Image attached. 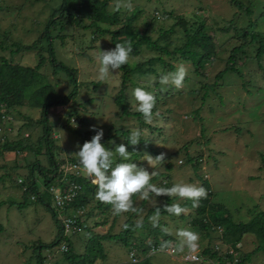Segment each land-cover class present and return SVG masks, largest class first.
I'll return each mask as SVG.
<instances>
[{
    "label": "trees",
    "instance_id": "16d2710c",
    "mask_svg": "<svg viewBox=\"0 0 264 264\" xmlns=\"http://www.w3.org/2000/svg\"><path fill=\"white\" fill-rule=\"evenodd\" d=\"M110 1L59 0L58 6L51 11L40 34L29 45L12 41L7 47L5 42L8 40V35L5 32L1 33V50L7 48L10 57L19 52H34L36 63L31 67L17 63L10 65V60L0 56V122H2L1 119L5 112L12 108L26 106L28 109L38 112V119L34 123L39 127L40 135L33 141L29 135H26L11 142L4 137L5 135L0 136V159H7L5 156L9 155L13 163L12 167L8 165L6 167L8 171L11 168L10 172L0 174V188L11 194L10 202H0V207H14L20 210L28 205H39L50 214L56 235L54 240L48 244L39 242L34 245L37 264H42L39 250L56 245H59V248L61 245L65 247L64 251L58 249L60 253L58 262H61L59 264H96L98 261L101 262L107 259L108 252L113 248L116 250L114 246L127 254L126 264H151L150 258L152 255L166 254L163 250L168 247L173 248L172 243L177 240L174 235L168 232L169 221L174 220L175 214L164 210L165 205L172 204H179L188 210L187 213L184 212L177 218L185 220L191 216L189 226L193 231L199 233L204 241H210L212 239L210 236L215 234L221 243L228 246L242 244L248 248L247 244L252 243L253 245L256 243V246L249 252L239 250L240 256L235 264H248L253 254L257 252L264 253V210L258 204H255L251 208L253 211L249 210V218L246 222H233L231 215L227 213L221 203L222 201H214L217 191L210 186L206 177V169L202 167V161H204L205 166L206 160L210 155H213V151L205 148L207 155L204 156V151L200 152L198 150V146L200 147L202 141L200 142L199 137H195V135L183 141L178 147L176 144L180 140H175V138L181 136L177 133L180 126L183 127L182 134L185 135L188 127H191V124L195 122L200 126L199 134L202 132V118L198 113V109L193 110V105L195 101L202 103L210 94L217 95L219 90L222 89L220 82H224V76H235L236 80H239L242 78V66L254 63L256 68L262 71L261 78L264 83V68L261 67L259 62L264 54V33L255 30L257 29V24L254 26L256 21L251 22L247 19V27L242 28V33L228 38L237 44L225 45L226 47L229 46L225 62L221 69L211 74V79L207 82L204 73L208 69H214L211 65L216 58V54H218L219 47L215 45L213 38L205 32L206 26L203 21L193 16L191 18L194 19L186 20L183 17H172L171 14H166L165 19H171L174 22L163 28L162 25H158V12L154 11L153 15L149 16V21L143 20L138 24L142 28H138L135 23L143 13L142 9L134 8L130 12L124 11L121 17L118 18L116 13L108 12ZM229 4L236 10V13L232 15L227 24L235 29L234 18L241 14L246 17L251 16V9L249 8L251 2L229 0ZM76 17L80 18L76 19ZM82 20L88 21V28L94 29L99 35H109L110 49H114L116 43L130 39L133 49L130 58L138 57L143 49L149 53L147 57L143 58V61L127 63L117 70L120 73V81L115 94L111 93L113 91L111 88L108 91L106 86H101L102 82L100 83V81H92L88 84L77 82L75 69L63 65L55 58L53 43L56 40L62 43L64 35L56 34L53 36L51 34L53 30L58 29V31H61L64 28L63 26L81 25ZM154 24L157 27L153 29ZM115 26L118 27L113 29L112 27ZM175 27L183 31L184 42L179 47H173L169 51L167 50V44L171 46V35ZM220 31L226 35L225 29ZM25 32L31 35L29 30H25ZM152 35L156 37L152 39ZM163 58H167L168 61ZM172 60L188 64L194 76L202 78L199 89L188 90L183 88L177 90L174 86L159 83V76L164 74L166 70V73L175 71L176 68L169 63ZM45 66L50 68L53 77L58 78L60 76L64 78V83L71 87L67 94L61 95L57 92L56 86L47 81L42 73ZM208 72L211 71L208 70ZM135 75L136 78L147 76L145 79L148 81L145 82L148 84L145 85V88L156 97V106L153 112L155 114L158 111L159 116L154 115L152 124L145 123L142 114L131 111L129 108L126 99L128 95L126 96L125 92L127 85L125 84ZM190 79L187 76L184 84L189 82ZM88 85L91 86V92L102 87L103 90L99 99L104 111L111 104L116 108L113 109L115 111H112L114 117L110 123L104 125L105 130L101 143L106 147H110L112 151L115 150V146L123 143L127 151L133 153L129 160H124L118 154H115L112 166L115 167L118 163H136L138 168H142L144 166L142 158L146 157L145 154L153 158L160 155L165 147L156 144L159 141L163 143L166 141V147L170 152L166 153L165 151L166 157L163 164H156L157 168L154 166L157 175L151 179L150 183L157 185V187L167 188L179 182L196 183L197 186H203L207 190V198L201 199L198 207L194 208L190 199L178 196H156L153 193H150L148 199H141V202L137 205H135L134 200L139 194L132 196L133 207L137 210L135 212L129 211L117 215L110 204L104 203L105 206L99 208L101 207L100 201L96 202L94 210L88 206L91 201L90 198L94 196L95 190H97V186L92 183V177H88L80 171L81 168L80 170L72 169L78 166V160L69 158L67 161L68 167L63 169L65 161L58 160L54 152L60 150V147L57 145V141L52 138L53 125L48 117L49 110L52 107L70 104L71 106H68L72 108V112L69 119L76 118V121L84 127L87 123L86 119L78 117L77 109L82 108L84 104H91L93 102L92 97L88 96L80 104L76 103L75 97L81 87L86 88ZM137 86L135 84L133 88ZM177 98L182 100V103L179 102L175 105ZM184 103L190 116L187 122L181 118L184 114L180 112ZM69 119H67V122ZM112 120L116 121L112 122ZM117 120H131L136 123L135 128L145 130L137 146H132L129 143V135L134 128L122 130L120 123L115 125ZM156 121L159 124L158 126H156ZM261 122L264 127V108ZM23 127L26 128L28 125L25 124ZM69 131L80 138L81 145L85 141H90L88 138L90 131H85L82 128H70ZM202 140L204 142L208 141L205 138ZM109 141H115V144H110ZM173 146L176 148L175 151L172 150ZM175 155H179V158L173 159L172 157ZM5 165H0V171L5 170ZM186 166H188L190 172L187 178L185 173L174 179L170 178L173 171L182 170ZM12 171H14L15 178H12ZM246 179L255 180L253 177H247ZM6 182L9 183L8 186H5ZM2 185L4 186L2 187ZM12 190L18 192L19 196L17 197ZM160 199H162V202L159 201ZM215 199L217 198L215 197ZM144 209L146 211L140 221L143 226L137 228V223L133 222V218L142 214L141 211ZM157 210L160 211V216L155 221L154 226L150 217L155 215ZM239 210L241 209L238 208L235 212L238 213ZM121 215L124 219L119 224L116 221ZM62 220L70 221L67 231L63 229ZM125 225L128 227L125 228ZM101 226H107L104 233L100 234L93 231ZM217 228H219V232H216ZM1 229L2 226L0 225V231ZM82 232L86 233L83 239ZM245 236H248V238ZM75 240H81V243L84 242L82 253L74 251L73 243ZM162 245L167 246L161 250ZM175 252L174 250L173 254ZM200 255L214 261L220 258L221 253L213 251L210 244H205L200 249ZM115 257H118L117 252H115ZM222 257L225 262L232 263V258L227 254H223Z\"/></svg>",
    "mask_w": 264,
    "mask_h": 264
},
{
    "label": "rangeland",
    "instance_id": "374dc122",
    "mask_svg": "<svg viewBox=\"0 0 264 264\" xmlns=\"http://www.w3.org/2000/svg\"><path fill=\"white\" fill-rule=\"evenodd\" d=\"M241 1L245 3L246 1L251 2V7H249L251 9V16L246 17L241 14L234 18L235 29L227 24L228 20L232 18V15L236 13V10L229 4V0H120L121 6L119 10H116L117 0H111L108 3V12L116 13L119 18L124 11L130 12L134 8H140L143 13L137 19V23H135L138 25L143 22V20L148 22L149 16L155 11L158 12V25H162L163 28L168 27L174 22L171 19H165L166 14H171L172 17H183L186 20L194 19L191 18L192 16L198 17L206 26L205 32L213 38L215 45L219 47L218 54H216L215 58L216 60L214 59L211 65L214 69L211 70L207 68L211 72L207 70L205 71L206 74L204 73L206 81L209 82L211 74L221 69L225 62L229 50V46L226 47L225 45L237 44L228 38H230V36L240 35V33H242V28L247 27V19L251 22L256 21L254 26L257 24V29L255 30L264 33V0ZM129 3L131 5L130 10L126 7ZM58 4L59 0H0V40L2 39L1 33L5 32L8 35V40L5 42L7 47H9L12 41L19 42L22 45H29L31 41L40 34L48 16ZM78 18L76 17V19ZM88 24V21L82 20L81 25L63 26L64 28L61 31H58V29L53 30L51 33L53 36L56 34L64 35L62 43L58 40L53 43L55 58L63 65L75 69L77 82L88 84L92 81H100V83L102 82L101 86H106L108 91L109 88H111L113 90L111 93L115 94L119 88L120 73L116 71L103 81L99 79L98 75L100 64L97 56L100 50H110L109 35H99L94 29L88 28ZM117 27L118 26L112 28L116 29ZM137 27L142 28L139 25ZM155 27L157 26L154 24L153 29ZM109 29L111 30V27ZM221 29H225L226 35L222 34L223 32L220 31ZM25 30H29L31 35L26 34L27 31L25 32ZM252 31L254 30L252 29ZM155 37V35L151 36L152 39ZM170 41L171 46L167 44V50L169 51L173 47L182 45L184 42L183 31L175 27ZM147 55H149V53L143 49L140 51L138 57L129 58L128 63L131 64L135 61L141 62ZM0 56L10 60V65L17 63L31 67L36 63L34 52H19L10 57L8 49L6 48L5 50L0 49ZM163 59L168 61L167 58ZM259 62L261 67L264 68V54ZM169 63L176 68V66L182 62L172 60L169 61ZM184 64L188 68V77L191 79L184 84L183 88L188 90L199 89L202 78L194 76L191 67L186 63ZM242 68L241 79L236 80L235 76L226 75L223 77L224 82H220L222 89L219 90L217 95L210 94L202 103L195 101L193 110L198 109V113L202 118V132L199 134L200 126L195 122L191 124V127H188L185 135L182 134L183 127L180 126L177 133L181 136L180 138H175V140H180L176 144L178 147L183 141L195 135V137H199L198 140L200 142L202 141V146H198V150H200V152L204 151V156L207 155L205 148L213 151V155H210L206 160L205 166L204 161H202V167L206 169V177L210 186L217 191L214 196V201H222L221 203L224 205L227 213L231 215L233 222H246L247 218H249V210H251L255 204L262 207V203H264V127L261 122V115L264 108V83L261 78L262 71H259L254 63L248 66L244 65ZM42 73L49 83L56 86L57 92L61 95H65L70 91L71 87L64 83V78L60 76L58 78L53 77L49 67L45 66L42 69ZM146 77L142 76L136 78L135 75L125 84L127 85V90H125L126 96L128 95L126 99L131 111H136V108L133 106V85L137 84L138 86L145 87V85L148 84L145 82L148 81L145 79ZM102 90L101 87L99 90L97 89L91 92V86L88 85L86 88L81 87V90L75 97L76 103L78 104L82 103L88 96L92 97L93 102L91 104H84L82 108L77 109L78 117L86 119L87 123L84 127L76 121V118L69 119L72 112V108L69 107L71 106L70 104H68L69 106L52 107L49 110V121L53 125L52 138L57 141L56 143H58L57 145L60 147V150L54 152L58 160L62 159L65 161L63 169L68 167L67 161L69 158L78 160L73 154L79 150L77 145L82 147L80 138L70 133L69 129L82 128L85 131H90L88 138L91 140V138L97 134L91 129L95 126L98 130L102 129L104 132V125H108V122L110 123L111 119L114 117L112 111H115L113 109L116 108L113 104L105 111L101 107L102 104H100L99 98ZM178 99L179 98L176 99L175 105L179 102L182 103V100ZM181 108L185 110H180V112L184 114L181 118L185 119L186 122L189 121L188 119H190V116L189 113H187V108L185 109V103ZM2 117V122H0V136L5 135L4 137L10 142L16 141L26 135H29L30 139L33 141L40 135V129L34 123V121L38 119V112L28 109L26 106L12 108L5 112ZM67 119H69L68 122ZM114 121L112 120V122ZM117 123H120L122 130L135 128L136 124L131 120H117L115 125H117ZM155 123L156 126L159 125L157 121ZM25 124H27L28 127H23ZM204 138L208 139V145H206L207 142L202 140ZM166 143V141L164 143L159 141L156 144H160L163 148L165 147L163 153H165V151L166 153L170 152L166 147ZM106 148L110 150V147ZM172 150L175 151L176 148L173 146ZM5 157L7 159H0V165L6 164L5 170L0 171V174H3V172H10L11 168L8 171L6 167L13 165L11 156L8 155ZM172 158L177 159L179 155H175ZM145 159L146 157L142 158L144 162L142 168L148 171L149 174L156 171V165L155 168H151ZM80 168L81 167L77 166L72 169L80 170ZM80 171H82V168ZM188 172V166H186L182 168V170L173 171L170 178L174 179L184 173L187 178L190 175V172ZM11 174L12 178H15L14 171H12ZM247 177H253L255 180H247ZM189 184L197 185L196 183ZM8 185L9 183L6 182L5 186ZM3 186L4 185H2V187ZM12 191L17 197L19 196L18 192ZM96 192L97 190H95L94 196L90 198L91 201L89 200L90 202L88 205L92 207L93 210L94 205L98 202L96 199ZM215 197L217 199H215ZM10 199L11 194L6 193L4 189L0 188V202H10ZM159 201L162 202V199ZM139 202H141V198L140 195H137L134 203L137 205ZM104 206V203L101 202V207L99 208H103ZM238 208L241 210L236 213L235 211ZM145 211V209L142 210V214L133 218V222H140ZM187 212L188 210L185 213ZM112 213L113 211L111 212V216ZM122 215L124 216V214ZM122 215L116 221L117 223L119 222V224L124 219ZM191 219L190 216L185 220H179L177 215H175L174 220L169 221L168 232L177 239L172 243L174 250L180 240L177 235L178 230L186 228L193 231L189 226ZM0 225L2 226L0 231V264H37L34 245H37L39 242L48 244L54 240L56 235L50 214L39 205H28L20 210L14 207H0ZM106 227L107 226H101L100 228H95L93 231L102 234L106 231ZM81 235L83 239L86 233L82 232ZM210 237L212 238L210 241H204V239L200 237L197 248L199 251L202 245L212 244L217 240L215 234H212ZM83 243V241L81 243V240L74 241L73 247L76 253H82ZM247 246L248 248L240 244L239 250L241 252H249L256 246V243L253 245L249 243ZM114 247L116 250L114 248L109 252L107 250V259L101 262L98 261L96 264H126L127 254L117 246ZM58 249L59 245L39 250L42 264L61 263L58 262L60 257ZM115 252H117L118 257H115ZM186 252L187 249L183 252L176 251L175 254L172 255L167 253L155 254L150 258V263L195 264L184 262L182 258H180L182 254ZM203 264L208 263L203 262ZM248 264H264V253L257 252L253 254Z\"/></svg>",
    "mask_w": 264,
    "mask_h": 264
},
{
    "label": "clouds",
    "instance_id": "9594fccd",
    "mask_svg": "<svg viewBox=\"0 0 264 264\" xmlns=\"http://www.w3.org/2000/svg\"><path fill=\"white\" fill-rule=\"evenodd\" d=\"M120 6V0H117L116 10H119ZM126 7L130 10V3L127 4ZM132 50L130 39L121 43H116L114 49L105 51L100 50L97 56L100 64L98 73L99 79L101 81L107 79L123 65L127 64ZM187 76V66L184 63H179L175 71L161 74L159 76V83L161 85H171L174 86L175 89L180 90L183 89ZM153 79L155 80V78ZM132 97L133 106L136 108V111L142 114L145 123L152 124L154 115L159 116L158 111L155 114L153 112L156 106V97L152 92L147 91L144 86H137L134 88ZM91 130L97 134L93 136L90 141H85L82 147L77 145L79 150L74 153L73 156L78 158V166L82 168L83 173L93 178L92 183L97 186L96 199L102 203L112 205L115 214L119 215L129 211H137L133 207L132 202V196L135 194H139L141 199H148L150 193L156 196H178L180 198L192 200V206L194 208L199 206V201L201 199L207 198V190L203 186H197L195 184L177 183L170 188L157 187L150 183L151 179L157 175V173L153 171L149 174L145 169L138 168L136 163H118L113 167V157L115 154H118L124 160H129L133 153H129L123 143L115 146L114 151L109 150L101 143L104 136L103 130H98L95 126ZM143 131L145 130L139 128L131 130L129 143L132 146H137L140 143ZM109 143L114 145L115 141H109ZM145 156V160L154 168L156 164L165 161L166 154L161 153L155 158L147 154H145ZM164 210L177 216L187 211V209L181 207L179 204L165 205ZM159 216L160 211L157 210L155 215L150 217L154 226ZM142 226V222H137V228ZM127 227L128 226L125 225V228ZM177 235L180 240L175 250L183 252L187 249V252L182 254L180 258L187 253H189L190 259H195V257L191 256V253L197 252L200 255V251L197 249L200 239L199 233L183 228L178 230ZM214 243L210 244L212 250ZM166 246L167 245H162L161 250ZM201 257L204 259L201 264L207 262L206 258L203 256Z\"/></svg>",
    "mask_w": 264,
    "mask_h": 264
},
{
    "label": "built area",
    "instance_id": "2783aa9c",
    "mask_svg": "<svg viewBox=\"0 0 264 264\" xmlns=\"http://www.w3.org/2000/svg\"><path fill=\"white\" fill-rule=\"evenodd\" d=\"M62 224H63L64 231H67L69 229L70 221L69 220H62ZM216 232H219V228H217ZM217 234H219V233H217ZM59 250L64 251L65 247H63L61 245ZM163 251L167 254H173L174 253V249L169 248V247L164 249ZM213 251H219L221 253V256H220V258H218L214 261L206 259L208 264H230V263L225 262L223 260V257H222L223 254H227L228 256H230L232 258L231 264H235L238 262L239 244H235L234 246H228V245L221 243L218 240L213 245ZM191 256L195 257V259H190L189 253H187V254L183 255L182 260L184 262L197 263V264H200V263H202V261H204V259L197 252L191 253Z\"/></svg>",
    "mask_w": 264,
    "mask_h": 264
},
{
    "label": "crops",
    "instance_id": "0c3cea01",
    "mask_svg": "<svg viewBox=\"0 0 264 264\" xmlns=\"http://www.w3.org/2000/svg\"><path fill=\"white\" fill-rule=\"evenodd\" d=\"M259 207H260V206H259ZM260 208L264 210V203H262V207H260ZM246 238H248V236H247ZM246 238H245V239H246Z\"/></svg>",
    "mask_w": 264,
    "mask_h": 264
}]
</instances>
